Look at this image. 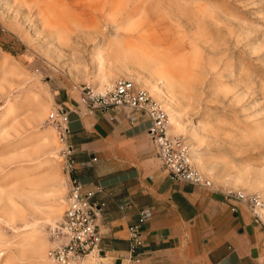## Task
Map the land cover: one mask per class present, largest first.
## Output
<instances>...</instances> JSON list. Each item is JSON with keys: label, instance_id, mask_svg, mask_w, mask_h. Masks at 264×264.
<instances>
[{"label": "rangeland", "instance_id": "1", "mask_svg": "<svg viewBox=\"0 0 264 264\" xmlns=\"http://www.w3.org/2000/svg\"><path fill=\"white\" fill-rule=\"evenodd\" d=\"M45 1L62 8L60 21L43 19L42 0H0V264H42L23 253L28 245L19 243L18 233L38 231L56 240L47 221L52 193L39 194L49 188L42 181L51 167L31 170L25 154L41 142L44 126L54 127L49 113L60 90L93 85L89 80L98 65L92 56L115 35L124 37L126 47H140L135 38L140 35L175 53L173 83L161 79L158 85L179 112L181 132L174 136L212 168L218 178L213 185H264V0ZM127 19L134 20L135 31L122 29ZM109 57L104 64L111 71L130 68L156 77L148 66ZM47 96L52 104L37 120L34 102ZM64 148L58 152V174L67 177ZM23 195L35 197L36 205L26 207V217L7 218L8 196L20 203Z\"/></svg>", "mask_w": 264, "mask_h": 264}, {"label": "crops", "instance_id": "2", "mask_svg": "<svg viewBox=\"0 0 264 264\" xmlns=\"http://www.w3.org/2000/svg\"><path fill=\"white\" fill-rule=\"evenodd\" d=\"M57 98L56 105L68 111L62 142L72 148L76 166L68 178L99 189L95 199L106 204L98 218L100 264H134L128 227L143 207L153 211L142 229L143 264H264L263 231L248 209L226 200L215 190L221 187L173 180L157 157L146 114L90 111L79 88L61 89Z\"/></svg>", "mask_w": 264, "mask_h": 264}, {"label": "built area", "instance_id": "3", "mask_svg": "<svg viewBox=\"0 0 264 264\" xmlns=\"http://www.w3.org/2000/svg\"><path fill=\"white\" fill-rule=\"evenodd\" d=\"M80 102L90 111H107L121 108L128 112L146 114L151 121L148 134L156 146L157 157L161 165L168 171L173 180L192 185L213 188V183L204 177L190 163L187 149L178 136L168 133V115L161 102L154 99L148 91L135 87L133 81L118 78L106 85L102 90H96L90 85H84L79 91ZM113 118V117H112ZM49 120L54 125L59 139L65 142L69 133L68 111L63 107H55L49 113ZM66 145V144H65ZM72 148L65 146V164L69 174L75 169ZM221 191L226 200L242 204L252 215V221L263 231L264 247V201L255 193H245L241 190ZM99 189L85 186L78 178L71 176L67 191V206L61 221L52 230L57 243L48 251L49 257L59 263L67 264L71 260H79L93 251H98L102 233L98 218L105 208V202L95 199ZM231 210L237 212L236 205ZM153 211L143 207L138 213V220L128 227L130 249L129 260L134 264H143L139 248L144 244L142 229L148 222Z\"/></svg>", "mask_w": 264, "mask_h": 264}, {"label": "bare ground", "instance_id": "4", "mask_svg": "<svg viewBox=\"0 0 264 264\" xmlns=\"http://www.w3.org/2000/svg\"><path fill=\"white\" fill-rule=\"evenodd\" d=\"M42 2V4L45 5V10H42L40 8L39 13L43 17V19L47 21V23H51L52 21L57 22L62 19V8L60 9L54 7L45 0H42ZM55 5H57L56 2ZM133 23V19H127L125 24L122 26V29H124L125 32L135 31L136 28L133 27ZM135 38H137L141 43V46L138 48L129 46L126 47L124 44V40H122L119 35H115L113 36L112 41L108 43L107 47H105L104 49L99 48L97 52L93 54V59L97 61L98 72H96V74H94V76L89 80V83L93 84L90 86L96 90H102L106 85L118 79L117 77L119 75H123L126 78H129L133 81L135 87L147 89L154 99L162 103V106H164L168 115V133L173 136L179 135V133L181 132L178 118L179 112L176 106L172 103V100L170 99L168 93L158 85V80L161 79H163L164 83L167 85L173 83L169 71L172 69V66H175L176 64L175 53L171 51L172 49L168 45L160 47V44L157 41L152 40L148 37H146L145 40H141L140 35H136ZM108 55H111L112 58L123 56L124 58H128L132 63L136 64L139 67L148 66L156 77L150 78L147 75H141L140 73L136 74L130 68H127V70L120 72L111 71V69L108 68L109 65L108 67H106V65L104 64V61H106V59L109 57ZM38 98L37 100L35 99L36 101L34 102L35 116L37 120L40 119L42 121L44 115L46 114V111L48 110V107L52 104V98L50 96L44 100H39ZM10 112L11 111L9 107V109L7 108V110L3 114H9ZM53 128L55 129V127ZM53 128L49 125L44 126L41 142L35 145L34 149L31 152L25 154V156L29 157L28 159H30L31 163L29 167L31 168V170H37L42 167H51L52 172L50 176L42 181L47 183L46 186H48L49 188L46 189V191L40 192L39 194L46 195L45 192L52 193L50 199L47 197V200H50V204L52 207V213L47 217V221L51 224V228L55 229V227L62 219V212H64L67 206L66 191H68V176L63 177L58 174V152L62 150L66 145L64 146L60 142L61 140L56 135L57 131L55 132ZM192 134L193 137L199 139L198 133ZM183 141L185 143L187 142L185 136L183 137ZM186 149L188 160L190 161V163L192 162L195 165L194 166L191 163L198 170V172L201 173L204 177H209L210 180H212L215 184H218L217 175L212 171V168L208 166V164L199 155V153L194 151V149H192L191 147ZM8 173L9 170L5 171L2 177H5L6 175H8ZM223 184L225 185V187L231 189H240L245 193H255L259 195L264 201V185L262 186L256 183H240L238 181H223ZM20 198V203H18L17 197L8 196V203L5 206L6 208L4 209V213L6 214L7 218L11 219L17 216L24 217V210L26 209V207L31 208L32 206L34 207L36 205L35 197H33L32 195H23ZM32 223H34V221ZM17 235L20 244L28 245L27 249L23 251L24 254L30 256L31 258L38 259L42 264H59L53 261L48 255L49 247H53L57 243V240H49L46 237L42 236L40 232L38 233V231H24L18 233ZM100 263V257L97 255L96 251H93L82 259L71 260L67 264Z\"/></svg>", "mask_w": 264, "mask_h": 264}]
</instances>
